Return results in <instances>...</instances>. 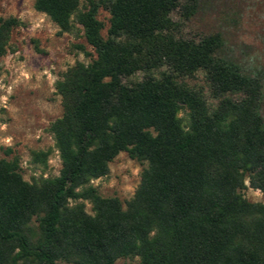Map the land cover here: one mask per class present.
Wrapping results in <instances>:
<instances>
[{"label":"trees","instance_id":"16d2710c","mask_svg":"<svg viewBox=\"0 0 264 264\" xmlns=\"http://www.w3.org/2000/svg\"><path fill=\"white\" fill-rule=\"evenodd\" d=\"M197 1L34 0L60 32L79 24L93 53L79 45L90 61L54 84L59 173L29 182L0 158V264H264V202L242 193L246 179L264 192L262 84L216 57L218 36L179 35L173 13L185 21ZM17 24L0 18V56ZM199 70L215 104L184 81ZM121 151L147 162L125 208L90 184Z\"/></svg>","mask_w":264,"mask_h":264},{"label":"rangeland","instance_id":"374dc122","mask_svg":"<svg viewBox=\"0 0 264 264\" xmlns=\"http://www.w3.org/2000/svg\"><path fill=\"white\" fill-rule=\"evenodd\" d=\"M33 2L0 0V18L18 19L10 32L6 52L0 56V158H16L23 178L29 182L59 173L61 162L48 129L62 114L61 97L54 84L76 62L90 61L79 45L93 53L79 24L71 31L60 32L46 14L33 7ZM84 4L85 0H79V8ZM173 17L180 21L179 35L195 40L206 35L218 36L216 57L260 78V111L264 118V0H198L187 20L182 21L177 12ZM98 18L104 24L105 35L109 14L99 8ZM141 76L138 72L124 81ZM184 81L201 90L209 103H216L203 71L185 77ZM179 116L185 117V112L181 110ZM40 150H50L45 166L32 161V152ZM146 166V161L121 151L109 162L107 175L92 179L90 184L102 196L118 197L125 208V201L133 196ZM245 183L244 197L264 202V192L250 187L247 179ZM85 209L92 213L87 201ZM138 261L137 256L118 258L115 264H138Z\"/></svg>","mask_w":264,"mask_h":264}]
</instances>
